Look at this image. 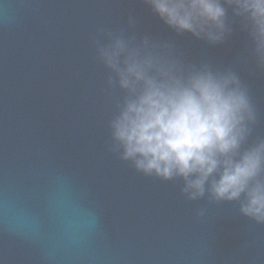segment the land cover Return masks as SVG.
<instances>
[{"label":"water","instance_id":"1","mask_svg":"<svg viewBox=\"0 0 264 264\" xmlns=\"http://www.w3.org/2000/svg\"><path fill=\"white\" fill-rule=\"evenodd\" d=\"M0 264H264V0H0Z\"/></svg>","mask_w":264,"mask_h":264}]
</instances>
